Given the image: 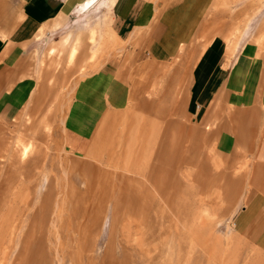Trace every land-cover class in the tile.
<instances>
[{"label": "rangeland", "instance_id": "1", "mask_svg": "<svg viewBox=\"0 0 264 264\" xmlns=\"http://www.w3.org/2000/svg\"><path fill=\"white\" fill-rule=\"evenodd\" d=\"M199 3L200 24L163 60L120 41L111 8L72 13L30 41L15 87L3 82L17 109L0 112V264H264V239L244 233L251 160L216 152L186 107L204 38L263 61L264 0ZM18 12L19 0H0V28ZM69 30L73 53L47 55ZM113 75L125 90L101 91ZM69 129L90 138L85 152L68 144Z\"/></svg>", "mask_w": 264, "mask_h": 264}, {"label": "crops", "instance_id": "2", "mask_svg": "<svg viewBox=\"0 0 264 264\" xmlns=\"http://www.w3.org/2000/svg\"><path fill=\"white\" fill-rule=\"evenodd\" d=\"M85 1L19 0V12L14 17L13 26L0 28V112L4 115L10 116L17 109L14 103L16 93L13 95L11 92L10 96L6 88L8 86L12 90L15 87L13 82L20 72L16 64L21 61L23 51L31 40H41L44 34L49 33L47 29L64 27L67 16L72 13L80 19L84 14L111 8L110 30L113 34L131 48L141 47L139 54L163 60L183 49L179 48L182 41L191 36L196 24H200L205 8L199 0H166L162 6L158 5V0H95L91 7L82 10ZM76 36L72 30L67 31L57 45L47 49V55L61 53L67 46V51L73 53ZM208 40V45L195 55L192 62L187 111L193 115V122L199 128L204 127L203 132L214 142V148L221 156L233 161L238 158L251 160L249 163L254 170L251 180L255 191L244 204V233L256 231V237L264 239V57L262 61L253 53L231 55L219 35ZM4 80L7 86L3 84ZM124 88L123 83H115L114 75L101 85V91L117 89L122 92ZM103 97L98 96V100L103 102ZM121 103L114 102L118 106ZM102 107L105 104L99 103L91 109L100 112ZM100 116L97 115L98 126L102 119ZM77 121L84 127L87 120L80 118ZM69 130L68 144L78 152H85L84 146L90 138L82 131Z\"/></svg>", "mask_w": 264, "mask_h": 264}, {"label": "bare ground", "instance_id": "3", "mask_svg": "<svg viewBox=\"0 0 264 264\" xmlns=\"http://www.w3.org/2000/svg\"><path fill=\"white\" fill-rule=\"evenodd\" d=\"M94 2H95V0H87V1H85V3H83L82 4V6H81V9L83 10V9H87V8H89V7H91L93 4H94ZM208 42H209V40H208V38H204L201 42H200V49H196V50H198V53H196V54H200L203 50H204V48L208 45ZM179 76V75H178ZM172 77V76H171ZM172 79H173V77H172ZM244 85V84H243ZM228 88V87H227ZM176 89V88H175ZM231 91V90H230ZM239 93V92H238ZM256 99H258V98H256ZM262 99V98H261ZM260 99V100H261ZM243 103V102H242ZM236 105V104H235ZM242 105V104H241ZM262 105V104H261ZM237 107V106H236ZM235 107V108H236ZM170 108V107H169ZM238 108V107H237ZM240 108H241V106H240ZM238 110V109H237ZM235 109H234V113H235ZM236 113H237V111H236ZM156 115V114H155ZM228 115V114H227ZM233 115V114H232ZM157 116V115H156ZM235 116V115H234ZM233 116V117H234ZM230 117V116H229ZM232 118V117H231ZM213 120V119H212ZM231 120H234V119H231ZM212 122V121H211ZM234 122V121H233ZM153 125V124H152ZM179 124H177V126H178ZM153 127V126H152ZM153 131H154V129H152V132H151V134L153 133ZM179 135H180V133H179ZM176 144V146H178V143H175ZM216 144V143H215ZM215 147V146H214ZM215 149V148H214ZM213 149V150H214ZM13 152H16V151H14L13 150ZM27 152H28V146H24V148H23V150H22V155L24 156V155H27ZM149 152V151H148ZM172 153H173V151H171ZM146 156V155H145ZM172 156H174L175 157V155H174V153H173V155H171L170 156V158L168 159V160H172L174 157H172ZM171 157H172V159H171ZM176 158V157H175ZM175 158H174V160H175ZM168 162V161H167ZM170 162H172V161H170ZM169 162V163H170ZM174 162V161H173ZM171 164V163H170ZM169 164V165H170ZM141 193V192H140ZM50 201V199H46V201H45V203H47L45 206H46V210L49 208V202ZM48 206V207H47ZM15 208V207H14ZM45 210V211H46ZM148 210V209H147ZM11 214V213H10ZM12 214H13V212H12Z\"/></svg>", "mask_w": 264, "mask_h": 264}]
</instances>
